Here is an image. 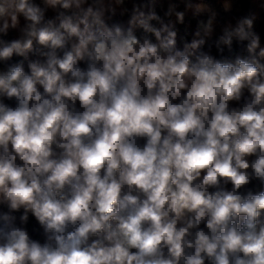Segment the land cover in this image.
<instances>
[{
	"label": "clouds",
	"instance_id": "clouds-1",
	"mask_svg": "<svg viewBox=\"0 0 264 264\" xmlns=\"http://www.w3.org/2000/svg\"><path fill=\"white\" fill-rule=\"evenodd\" d=\"M257 18L0 0V264H264Z\"/></svg>",
	"mask_w": 264,
	"mask_h": 264
},
{
	"label": "trees",
	"instance_id": "trees-1",
	"mask_svg": "<svg viewBox=\"0 0 264 264\" xmlns=\"http://www.w3.org/2000/svg\"><path fill=\"white\" fill-rule=\"evenodd\" d=\"M212 3L213 8L219 14V20L222 22L255 13L258 17L255 22V31L261 35L262 39H264V11H261L259 5L257 3H254L253 0H237L236 9H232L229 12H225L224 9L221 8L222 3L216 2V0H212ZM194 28L195 21L192 20L191 23L187 24L186 27H181L180 35L184 36L185 34H187L190 37L192 29Z\"/></svg>",
	"mask_w": 264,
	"mask_h": 264
},
{
	"label": "rangeland",
	"instance_id": "rangeland-1",
	"mask_svg": "<svg viewBox=\"0 0 264 264\" xmlns=\"http://www.w3.org/2000/svg\"><path fill=\"white\" fill-rule=\"evenodd\" d=\"M236 7H237V0H232V7H231V10H232V9H236ZM221 8L223 9L222 4H221Z\"/></svg>",
	"mask_w": 264,
	"mask_h": 264
}]
</instances>
